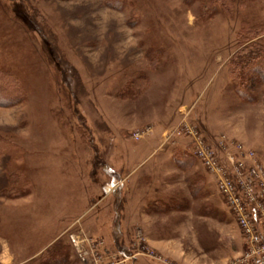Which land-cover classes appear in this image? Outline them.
I'll return each mask as SVG.
<instances>
[{
  "label": "rangeland",
  "instance_id": "374dc122",
  "mask_svg": "<svg viewBox=\"0 0 264 264\" xmlns=\"http://www.w3.org/2000/svg\"><path fill=\"white\" fill-rule=\"evenodd\" d=\"M204 4L0 0V71L24 96L0 105V264H252L192 139L165 141L186 123L220 165L241 146L264 168V83L243 100L230 69L264 37V0Z\"/></svg>",
  "mask_w": 264,
  "mask_h": 264
},
{
  "label": "built area",
  "instance_id": "2783aa9c",
  "mask_svg": "<svg viewBox=\"0 0 264 264\" xmlns=\"http://www.w3.org/2000/svg\"><path fill=\"white\" fill-rule=\"evenodd\" d=\"M184 133L193 141V154L203 166L216 176V187L244 236L248 253L247 263L264 264V168L253 152L241 146L227 149L228 163L220 165L199 134L184 123L166 134L165 141ZM139 134L133 138L139 139ZM222 150L224 146L218 142ZM67 243L80 263H86L92 251L93 240L82 231L68 234ZM250 260V261H249Z\"/></svg>",
  "mask_w": 264,
  "mask_h": 264
},
{
  "label": "trees",
  "instance_id": "16d2710c",
  "mask_svg": "<svg viewBox=\"0 0 264 264\" xmlns=\"http://www.w3.org/2000/svg\"><path fill=\"white\" fill-rule=\"evenodd\" d=\"M193 1V0H190ZM204 13H207L205 17H208L212 15L213 13L218 10V4L217 2L219 0H204ZM222 2H229L231 0H220ZM223 5V4H222ZM254 27V26H253ZM251 29L248 30V33ZM257 31V30H256ZM247 36V33L245 34ZM258 37L257 35H254L251 37V39H255ZM247 38V37H246ZM255 44L250 45L248 48L246 47L242 56H237L235 59L231 60L230 62V69H232L233 77H232V84L235 88V91L237 95L245 100L253 97V92H255L256 87L260 83H264V37L259 38L254 42ZM154 61V60H151ZM6 77V74L0 71V105L1 106H10L15 101H21L23 96V91L15 85H13L12 82L6 80L4 77ZM147 80L145 76L140 74H135V76L132 79V85L133 86H139L140 89V83H146ZM12 83V84H11ZM146 84L143 86L145 87ZM6 91V92H5ZM12 94L15 95V100H11L9 102H6L4 96L6 94ZM81 136L84 138V131H81ZM92 148V147H91ZM183 157V158H182ZM182 157H175L176 164L180 167V169H187L188 166V160L191 159L190 156L185 155ZM116 197V196H115ZM116 204H115V227H114V234L118 233V213L120 210H118V207L120 205V199L119 197H116ZM151 209H158L156 207H149L148 210ZM54 258V256H52ZM60 256L57 255V258ZM48 261L51 260V257H49ZM67 257L66 254L61 255V261L56 262L55 264H67ZM49 263V262H48Z\"/></svg>",
  "mask_w": 264,
  "mask_h": 264
},
{
  "label": "crops",
  "instance_id": "0c3cea01",
  "mask_svg": "<svg viewBox=\"0 0 264 264\" xmlns=\"http://www.w3.org/2000/svg\"><path fill=\"white\" fill-rule=\"evenodd\" d=\"M151 154H153V153H151Z\"/></svg>",
  "mask_w": 264,
  "mask_h": 264
}]
</instances>
